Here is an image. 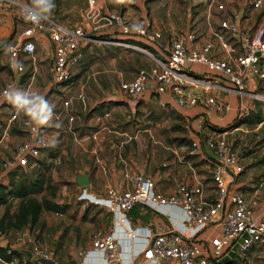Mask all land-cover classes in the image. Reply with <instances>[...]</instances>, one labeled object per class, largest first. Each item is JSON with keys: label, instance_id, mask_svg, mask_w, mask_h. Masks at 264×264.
<instances>
[{"label": "crops", "instance_id": "1", "mask_svg": "<svg viewBox=\"0 0 264 264\" xmlns=\"http://www.w3.org/2000/svg\"><path fill=\"white\" fill-rule=\"evenodd\" d=\"M216 1L223 5L229 3L230 8L226 7L228 12H219L205 3L200 17L193 21V30L180 33L184 38L189 32L196 34L195 42L185 41L187 46L198 48L205 39L213 40V32L218 29L220 20H227L237 30L230 42L239 48L240 40L251 34L258 21L264 19V0L256 9L251 7L254 1L251 0L237 11L232 10L229 0ZM127 12L122 15L128 17ZM22 28L23 24L12 15L0 11V46L4 49L8 43H18ZM33 43L37 51L33 54L34 73L30 81L29 63H24V73L18 75L13 66L9 69L3 50L0 55V89L6 82H11L14 87L39 91L55 106L54 112L62 127L44 129L42 136L49 148L41 151L35 159L27 158L22 164L19 158L14 157V151L20 144L31 142L23 125L25 118L17 116V120L10 122L9 117L15 110L6 97L0 98V187L25 177L32 180L44 170L51 171L54 181H58L59 194L51 203L63 207V210L60 213L41 211L35 221L30 222L27 235H22L27 237L25 241L28 244V248L18 249L23 257L18 260L12 255L9 264H51L32 254L34 246L48 257L57 259L59 264H102L100 256L90 248V239L95 232H113L120 245V259L143 264L139 254L146 234L152 235L158 229L163 232L180 231V211L177 208L154 210L145 205H135L125 215L128 235H131L127 238L117 216L99 204H89L80 199L79 194L83 191L100 200L109 188L131 189V177L141 175L150 179L154 191L162 196L172 194L179 184L200 185L203 198L212 201V168L202 144L205 137L222 138L238 157L244 172L236 177L233 186L242 192L244 198L256 200L252 220H264V164L259 159L262 156L260 144L264 141V105L233 92L218 90L213 93L215 100L228 104L229 110L217 118L214 112L204 115L202 103L205 94L201 89H191L192 100L180 109L170 90L157 93L151 81L135 99H129L119 90V84L131 81L139 69L150 70L153 63L143 54L133 63L114 51L105 54L108 62L100 71L89 75L76 68L72 83L66 89L58 88L51 84L48 42L44 37L35 36ZM144 44L147 51L166 57L164 41ZM188 70L197 76L212 77L220 85L230 88L221 77L211 75L204 67L194 64ZM66 99L69 105L63 108L61 102ZM239 108L247 112L245 118L239 117ZM201 121H204V126L198 129ZM175 125L184 130H175ZM53 133H58V136ZM248 133L251 134L249 142L245 140ZM177 139L183 140L185 146L176 144ZM53 140L57 141L54 147L50 146ZM234 141L240 142L241 150L239 147L232 149ZM7 160L11 164L3 167L2 163ZM212 234L213 230L208 226L188 238L191 243H199L207 241ZM0 248L13 252L10 246L6 248L2 238ZM237 257L227 254L223 264H234L240 259ZM247 264H253L252 260Z\"/></svg>", "mask_w": 264, "mask_h": 264}, {"label": "built area", "instance_id": "2", "mask_svg": "<svg viewBox=\"0 0 264 264\" xmlns=\"http://www.w3.org/2000/svg\"><path fill=\"white\" fill-rule=\"evenodd\" d=\"M107 1L109 0H87L86 27L83 29L63 26L52 18L42 22L41 26H35L23 19L22 10L27 4L15 0H0V11L9 13L23 24L20 41L4 46L9 69H12L13 61H19L22 67L14 71L22 75L23 65L28 62L30 81L34 73L33 37H44L50 46L51 84L66 89L72 83L73 71L79 66L84 48L97 40L99 35L115 34L119 38L100 42L143 54L153 63L150 70H138L131 81L119 84V90L129 99H135L142 93L146 83L151 81L153 90L157 93L170 90L180 109L188 100H192L191 89H201L205 94L202 103L204 115L214 112L217 118L229 110L228 104L215 100L213 93L218 90L233 92L253 103L264 105V19L258 21L251 34L240 40L239 48L230 42L237 34L235 25L227 20H220L218 29L213 32V40L205 39L198 48L185 43L186 40L190 44L195 42V33L189 32L185 38L178 34L169 35L166 57H160L147 51L144 43L158 44L162 39L161 30L148 21H134L106 10L104 4ZM207 1L209 5L216 4V0ZM261 1L254 0L251 7L258 8ZM215 9L222 10V5H216ZM137 23L143 26L140 31L133 28ZM194 64L204 67L211 75H218L230 88L220 85L212 77L191 74L188 67ZM10 86L14 87V83L6 82L3 85L0 98L5 97L4 92ZM68 105L67 99L61 102L63 108ZM238 112L240 118L247 116L245 110L239 108ZM15 120L17 116L12 113L9 121ZM23 125L31 142L17 146L14 157L25 164L27 158H37L41 151L49 148V144L42 135L38 138L31 133L25 119ZM203 126L204 121H201L198 129ZM41 139L44 143H41ZM202 144L212 168V201L203 198L200 185L179 184L172 194L162 196L154 191L152 181L141 175L131 177L132 187L127 191L109 188L100 200L82 191L79 198L89 204H99L117 216V222L123 226L126 231L123 233L127 238L131 235H128L125 215L135 205H145L154 210L177 208L180 211V231L163 232L158 229L152 235L146 234L145 244L139 254L143 264H223L222 260L227 254L241 258L249 253L256 254L264 261V220H252V208L256 205V200L244 198L242 192L233 186L236 177L244 172L242 163L222 138L205 137ZM191 147L195 148L194 144ZM10 164L11 161L7 160L2 166ZM208 226L212 228L213 234L207 241H189L188 237ZM119 246L113 232H95L90 239V248L100 256L102 264H132V260L120 259ZM31 252L41 260L59 264L57 259L48 257L35 246ZM6 255L10 257L12 253L6 252ZM0 262L4 261L0 259ZM4 263H11V259Z\"/></svg>", "mask_w": 264, "mask_h": 264}, {"label": "rangeland", "instance_id": "3", "mask_svg": "<svg viewBox=\"0 0 264 264\" xmlns=\"http://www.w3.org/2000/svg\"><path fill=\"white\" fill-rule=\"evenodd\" d=\"M19 3H24L29 5L31 0H15ZM232 10L237 11L238 9L243 8V6L251 0H229ZM208 3L207 0H130V2L123 5H116L113 3V0H109L104 4V8L109 11H114L117 14L127 12L126 15L130 16L132 20H145L149 23H152L155 27L161 30L162 32V41L167 43L169 35L178 34L182 31H192L193 26L195 25L196 17L200 15L201 7ZM221 4V2L216 1V4L213 6L216 8V5ZM55 9L50 18L56 22L62 24L66 27H80L85 29L86 27V12H87V0H58L55 2ZM222 5V10L219 12L227 13V8H230V5ZM227 7V8H226ZM264 7V6H263ZM263 9V8H262ZM261 9V10H262ZM259 10V11H261ZM264 10V9H263ZM218 11V10H217ZM127 17V18H128ZM200 17V16H199ZM200 19V18H198ZM169 29V30H168ZM170 31V32H169ZM101 34V33H100ZM98 36V35H97ZM110 36V37H109ZM119 35H99L92 43L88 44L83 51L82 59L79 63L77 71H86L91 75L94 71H100L107 62L108 58L105 57V54L108 52H116L125 55L129 60H132L133 63H136L137 59L141 57L140 54L135 53L131 50H125L123 48L114 47L111 44H107L100 41H108L111 38H115ZM122 39V38H120ZM124 40V39H122ZM3 46H0V55L3 52ZM34 51H37L35 49ZM34 54V53H33ZM114 53H111V55ZM49 56V54H48ZM107 61V62H106ZM122 65L124 58H122ZM143 70V69H139ZM173 127V126H171ZM175 130L180 131L184 130L179 126H174ZM239 133V132H236ZM238 136V135H237ZM251 139V134H247L245 140L249 142ZM176 144L185 146V143L181 139L175 141ZM181 145V146H182ZM232 149H237V147L242 149L240 142H233ZM262 156H259V159L262 160L261 163L264 164V141L260 144ZM246 149V148H244ZM38 180L39 189L35 192L32 189L29 190V185L34 184ZM58 181H54L52 177V172L44 170L42 173H39L37 176L32 177V180H27V177L17 180L16 182H9L6 187H0V198L2 199V205H0V238L4 240L6 248L10 246L12 250V255L16 259L23 257L22 252L18 249L28 248V244L25 241L27 237L22 235H27L28 226L30 218H22L24 221L17 224V218H21V210L28 209L31 207L32 202L36 204H43L44 201H50L59 196L58 194ZM35 185V184H34ZM24 191L26 194L22 198L15 197L17 194ZM20 208H22L20 210ZM28 214V213H27ZM22 236L19 240L18 237ZM15 249V250H14ZM242 256L234 264H247V261L252 260L253 264H264V261L259 258L256 254L253 256Z\"/></svg>", "mask_w": 264, "mask_h": 264}, {"label": "clouds", "instance_id": "4", "mask_svg": "<svg viewBox=\"0 0 264 264\" xmlns=\"http://www.w3.org/2000/svg\"><path fill=\"white\" fill-rule=\"evenodd\" d=\"M128 2L130 0H113L116 5H123ZM55 7V0H31V3L23 8L22 16L26 22L41 26L42 22L50 19ZM142 27L138 23L133 25L136 31H140ZM21 67L19 61H13L14 70ZM4 96L15 110V115L25 118L26 125L36 137H41L44 129L62 127V123L55 115V106L39 91L10 86L4 92ZM53 135L58 136V133H53ZM41 143H44L43 139H41ZM56 143L57 141L53 140L50 146L54 147Z\"/></svg>", "mask_w": 264, "mask_h": 264}, {"label": "trees", "instance_id": "5", "mask_svg": "<svg viewBox=\"0 0 264 264\" xmlns=\"http://www.w3.org/2000/svg\"><path fill=\"white\" fill-rule=\"evenodd\" d=\"M55 2H58V0H55ZM39 182L38 180H36L34 182V184H30L29 185V190L32 189L33 191H37L39 189ZM26 194L29 193H25L24 191H21V193L17 194L15 197L17 198H22L24 197ZM2 199L0 198V205H2ZM22 208H20L21 210ZM27 209H22L21 210V215H20V219L17 218V224L22 223L24 220L22 218L26 217L30 218V220L32 222L35 221L37 215L41 212V211H50V212H54V213H60L63 210V207H58L57 205L51 203L50 201H44L43 204H36V202H32L31 203V207L28 209L27 213H26ZM0 259L3 260L4 262H8L10 260V257L8 255H6V251L3 248H0Z\"/></svg>", "mask_w": 264, "mask_h": 264}]
</instances>
